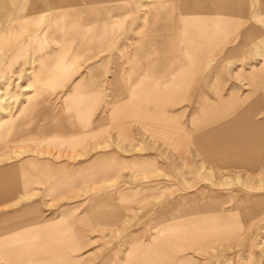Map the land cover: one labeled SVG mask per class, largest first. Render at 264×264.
Masks as SVG:
<instances>
[{"label":"rangeland","instance_id":"374dc122","mask_svg":"<svg viewBox=\"0 0 264 264\" xmlns=\"http://www.w3.org/2000/svg\"><path fill=\"white\" fill-rule=\"evenodd\" d=\"M42 1H27L37 14L22 23L3 25L0 18V172L11 165L27 172L26 191L15 196L21 200L0 205V264H264V110L238 142L231 127L220 132L216 117L201 118L200 111L204 99L216 103L217 76L226 99L234 91L245 98L249 74L264 67V51L236 56L231 34L198 61L175 103L134 101L110 116L111 43L95 56L60 54L58 71L36 75L38 60L54 65L66 45L54 42V26L52 34L32 39L51 19ZM191 1L201 19L213 0ZM136 3L137 13L119 20L124 44H133L126 30L135 17L153 15L170 23L172 34L184 33L183 0ZM255 14L250 28L264 37V8ZM176 38L172 59L183 49L191 66L201 41ZM101 59L107 62L90 81V68ZM117 62L118 91L126 93L136 76L123 57ZM88 82L85 95L97 99L84 106L89 126L82 128L83 118L75 108L73 118L66 113L63 100ZM177 237L183 250L167 256V245L155 248L158 240L178 243Z\"/></svg>","mask_w":264,"mask_h":264},{"label":"crops","instance_id":"0c3cea01","mask_svg":"<svg viewBox=\"0 0 264 264\" xmlns=\"http://www.w3.org/2000/svg\"><path fill=\"white\" fill-rule=\"evenodd\" d=\"M27 1L0 0V18L3 19L4 25L13 26L15 23H22L37 14L32 5L26 4ZM136 1L138 2V0H44L40 2L39 5L44 8V12L51 16V19L46 26L33 32L32 39L38 40L47 33L52 34L54 26V42L64 41L66 45L65 49H61V53L55 54L54 65L49 60H38L39 69L36 75L41 76L45 73L51 74L53 71H58L59 65L64 62L59 56L60 54L71 52L72 55H77L80 52H87L89 55L95 56L106 50L107 43H111L108 56L114 61L111 72L113 77L106 82L105 87L107 89L105 101H108L107 104L114 105L109 115L114 116L122 105L134 101H137L138 105L140 102L142 105H155V103L158 106L171 105L177 101L188 85L198 61L206 53L218 48L231 34L238 40L237 43H243L244 36L248 34L247 29H250L257 19L255 11L260 13L264 8L260 0L254 2L257 7L251 5L253 0H213L210 5L204 6L206 16H202L200 19L194 10V3L191 0H183V6L185 3L187 9L184 33L172 34L170 23H165L164 20L160 22L161 19L155 18L153 15L145 18L135 17L126 30L130 33L128 35L133 44L127 45L124 44L125 41H128L127 38H120L119 33L123 24L119 20L123 16L137 13ZM227 18H231V20ZM260 30L258 29L257 33L263 36ZM175 36L176 40L181 42L184 40L193 43L201 41V45H197V52L201 55L194 54L191 66L188 63V58L191 57H188L183 49L179 50L178 59H172L173 47L171 43L172 37ZM208 43L214 47L209 46ZM182 51L184 52L182 53ZM235 52L233 51V54L240 55L244 59L245 53L249 50ZM118 56L123 57L126 68L133 76H136L134 85L130 86L126 93L118 91ZM106 62L107 59H101L90 68V81H95V74L104 67ZM253 73L252 71L248 76L250 83L254 78L251 77ZM147 76L148 78H145ZM219 80L220 76H217L214 89V94L217 97L215 105L209 103L211 99H204V102L200 103V111L201 118L211 117L213 119L216 117V122H220L217 128L224 130V127L229 126L237 115L234 105L239 107L245 98H240L238 91H234L226 99L220 94L222 88L219 86ZM91 87L88 82L81 87L74 88L72 93L75 94L65 95L63 100L66 113L71 116V110L75 108L76 116L83 118L82 128L89 126L88 114L84 110V106L97 99L96 95H85V92ZM156 95L162 99H155ZM259 99L261 110H264L263 93ZM50 102H53L51 98L43 104H51ZM131 107L133 113L134 104ZM20 168L19 165H11L5 171L0 172V205L4 202L16 203L22 197L16 199L15 196L25 193L27 172ZM41 176L47 175L43 172ZM179 238L178 243H175L176 247H172V243L169 241L158 240L154 244L155 248L162 251L160 249L163 247L166 249L167 245L170 250L167 254L169 256L172 254V250L184 249L185 246L182 244L185 242H179Z\"/></svg>","mask_w":264,"mask_h":264},{"label":"bare ground","instance_id":"6f19581e","mask_svg":"<svg viewBox=\"0 0 264 264\" xmlns=\"http://www.w3.org/2000/svg\"><path fill=\"white\" fill-rule=\"evenodd\" d=\"M256 31H257L256 28L247 29L246 32L248 34L246 36H244V40L245 41L243 43H237V45L233 48V51L241 50V49H243V50L252 49L253 52H257V51H260V50L264 51V47H263L264 46V37H262L260 34L258 35V33H256ZM247 42L251 43V44H248ZM197 45H201V43L197 44ZM209 46H213V45L209 44ZM253 72L254 73L258 72L260 74L254 76L255 78L252 79V82H251L252 89L249 92V94L245 97L243 104L240 105L239 107H238V105H234L235 106L234 109L237 112V115H236V117H234V120L229 125V127L232 128L231 132L234 135V138H235L236 142L239 141L240 135L244 132V131H242L243 129L246 130L248 132V134H250V132L253 130V128L250 126L252 117L255 114H257L258 111H260V109H261V101H260L259 98L262 96V93H263L261 85L264 84V67L260 68L258 70H255ZM253 75L254 74H252L251 77H253ZM155 99H160L161 100L162 97H157V95H156ZM12 113H13V111H12ZM10 115L11 114H9V116ZM259 126L260 125H258V127ZM218 129L220 130V132L223 131V129H221V128H218ZM246 140H248V139H246ZM253 144H254V142H253ZM92 216L95 218L94 220H96L97 216L96 215H92ZM120 216L121 215H119V217ZM207 224H208V222L204 223L205 226ZM202 225H203V223H202ZM237 227H239V226L237 225ZM235 229H236V227H235ZM175 240H177V239L176 238L172 239V244L173 245H175V243H174Z\"/></svg>","mask_w":264,"mask_h":264}]
</instances>
